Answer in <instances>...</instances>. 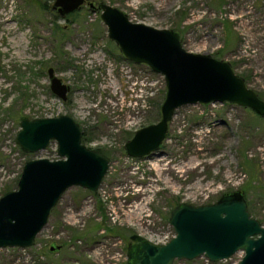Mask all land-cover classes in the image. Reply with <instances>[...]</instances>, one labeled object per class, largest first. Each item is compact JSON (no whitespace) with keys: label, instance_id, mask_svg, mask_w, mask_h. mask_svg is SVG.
<instances>
[{"label":"rangeland","instance_id":"rangeland-1","mask_svg":"<svg viewBox=\"0 0 264 264\" xmlns=\"http://www.w3.org/2000/svg\"><path fill=\"white\" fill-rule=\"evenodd\" d=\"M53 1L0 0V198L17 189L27 161L60 159L54 141L33 154L20 150L24 116H69L109 168L97 192L67 189L34 245L0 249V264H126L130 235L165 244L177 205L212 204L225 193L240 192L264 226V118L228 103L186 105L155 154L128 157L124 144L160 120L164 78L121 55L100 12L84 6L62 19ZM89 1L176 32L184 50L229 63L264 101V0ZM48 68L70 86L66 101L51 92ZM53 243L61 248L50 251ZM243 255L216 263L238 264ZM192 261L173 264H215Z\"/></svg>","mask_w":264,"mask_h":264},{"label":"water","instance_id":"water-1","mask_svg":"<svg viewBox=\"0 0 264 264\" xmlns=\"http://www.w3.org/2000/svg\"><path fill=\"white\" fill-rule=\"evenodd\" d=\"M84 6L100 12L109 40L121 55L135 64L146 65L164 78L166 92L160 120L137 130L124 145L131 158L155 154L166 139L175 111L186 105L228 103L250 109L264 118V101L229 63L209 55L183 49L176 32L133 23L119 9L88 0H54L51 9L64 19ZM51 92L67 100L70 86L47 69ZM15 142L25 154L57 144L60 159L27 161L17 189L0 198V249H26L46 225L63 193L71 187L97 192L108 168V160L97 150L81 144L79 125L69 116L20 119ZM174 237L165 244L151 243L138 234L129 237L126 264H173L204 257L210 263L244 255L238 264H264V226L251 217L240 192L225 193L212 204L182 203L170 213ZM60 246H52L51 251Z\"/></svg>","mask_w":264,"mask_h":264},{"label":"trees","instance_id":"trees-1","mask_svg":"<svg viewBox=\"0 0 264 264\" xmlns=\"http://www.w3.org/2000/svg\"><path fill=\"white\" fill-rule=\"evenodd\" d=\"M221 1H222V0H216V5L219 6V7H220L221 5H223V4H221ZM44 6H45V5H44ZM47 6H48V5H47ZM47 6H45V7L47 8ZM75 14H76V12H75L74 14H71V15H75ZM71 15H70V16H71ZM81 144H82V145H85V138H84L83 135H82V137H81ZM188 262L191 263V262H193V261H188ZM215 264H218V263H215Z\"/></svg>","mask_w":264,"mask_h":264},{"label":"flooded vegetation","instance_id":"flooded-vegetation-1","mask_svg":"<svg viewBox=\"0 0 264 264\" xmlns=\"http://www.w3.org/2000/svg\"><path fill=\"white\" fill-rule=\"evenodd\" d=\"M88 1H89V0H88ZM92 3H93V2H92ZM94 4H95V3H94ZM81 137H82V134H81ZM128 141H129V140H128ZM124 145H125V144H124ZM124 150H125V149H124ZM97 151H98V150H97ZM132 235H134V234H132ZM130 236H131V235H130ZM130 236H129V237H130ZM131 244H132V242H130V240H129V243L127 244V247H128L129 245H131ZM52 246H54V243H53V245L50 246V249H51ZM50 251H51V250H50Z\"/></svg>","mask_w":264,"mask_h":264}]
</instances>
